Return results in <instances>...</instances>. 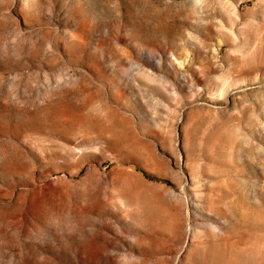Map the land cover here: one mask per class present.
Returning a JSON list of instances; mask_svg holds the SVG:
<instances>
[{
    "label": "rangeland",
    "instance_id": "1",
    "mask_svg": "<svg viewBox=\"0 0 264 264\" xmlns=\"http://www.w3.org/2000/svg\"><path fill=\"white\" fill-rule=\"evenodd\" d=\"M0 264H264V0H0Z\"/></svg>",
    "mask_w": 264,
    "mask_h": 264
}]
</instances>
